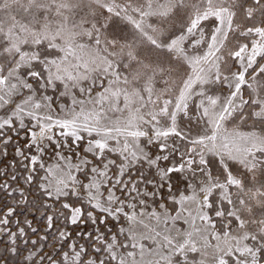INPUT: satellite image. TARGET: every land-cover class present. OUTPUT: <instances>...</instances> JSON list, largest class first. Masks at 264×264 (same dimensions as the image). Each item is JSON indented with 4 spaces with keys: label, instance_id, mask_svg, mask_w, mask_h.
Wrapping results in <instances>:
<instances>
[{
    "label": "snow or ice",
    "instance_id": "obj_1",
    "mask_svg": "<svg viewBox=\"0 0 264 264\" xmlns=\"http://www.w3.org/2000/svg\"><path fill=\"white\" fill-rule=\"evenodd\" d=\"M152 8L0 0V264H264L243 219L249 187L264 200V97L166 133L171 98L148 111L158 73L125 35Z\"/></svg>",
    "mask_w": 264,
    "mask_h": 264
},
{
    "label": "rangeland",
    "instance_id": "obj_2",
    "mask_svg": "<svg viewBox=\"0 0 264 264\" xmlns=\"http://www.w3.org/2000/svg\"><path fill=\"white\" fill-rule=\"evenodd\" d=\"M127 3L131 12L141 0ZM151 11L153 15L144 19L140 31L129 30L125 35L135 37L140 59L158 73L148 111H155L166 97L171 98V126L164 128L161 122L166 133L176 131L177 126L194 133L202 124L192 115L196 106L206 105L211 113L230 92L235 93L237 108L241 107V96L264 97V0H153ZM18 42L13 41L7 51L11 53ZM10 59L11 55L0 57V63ZM251 107L245 109V114ZM252 123L259 127L258 121L244 120L245 127ZM236 124H240L239 119ZM228 126L232 127L231 122ZM234 148L238 156L242 148L239 135ZM224 187L227 191V185ZM240 191L244 189H238L234 198ZM249 193L250 202L243 205V219L248 222L245 230L261 234L264 200L257 198L250 187L245 194Z\"/></svg>",
    "mask_w": 264,
    "mask_h": 264
}]
</instances>
